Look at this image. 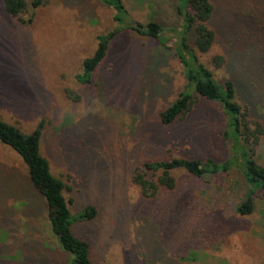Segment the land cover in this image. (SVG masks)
Returning a JSON list of instances; mask_svg holds the SVG:
<instances>
[{
	"label": "rangeland",
	"instance_id": "obj_1",
	"mask_svg": "<svg viewBox=\"0 0 264 264\" xmlns=\"http://www.w3.org/2000/svg\"><path fill=\"white\" fill-rule=\"evenodd\" d=\"M174 1L123 0L136 22L146 23L157 13L165 38L173 37L170 30L179 24ZM209 1L215 42L199 55L200 62L217 81L233 80L246 119L264 130V0ZM21 18L23 23L10 18L0 0V119L25 133L44 122L40 151L64 182L72 214L88 205L97 210L93 220L73 225L75 235L89 243L91 259L99 264H163L162 258L169 264H264V193L255 195L251 214L236 213L247 192L238 170L210 179L174 171L175 188L151 198L132 183L133 168L146 160L223 161L229 155L216 103L200 99L184 120L169 127L160 123L159 113L186 84L173 52L124 30L111 41L92 84L82 85L76 79L82 61L92 55L97 36L113 29V11L99 0H44ZM216 55L225 60L218 69L212 64ZM63 123L72 126L71 141L62 136ZM76 136L86 140L65 150L80 158L66 163L74 169L69 172L59 152L61 143L75 144ZM174 136L179 140L163 144ZM89 145L97 152L95 161ZM254 156L264 168V134ZM155 250L162 257L153 256ZM186 252L193 261L179 260ZM67 259L50 233L45 205L26 168L0 144V264Z\"/></svg>",
	"mask_w": 264,
	"mask_h": 264
},
{
	"label": "trees",
	"instance_id": "obj_2",
	"mask_svg": "<svg viewBox=\"0 0 264 264\" xmlns=\"http://www.w3.org/2000/svg\"><path fill=\"white\" fill-rule=\"evenodd\" d=\"M44 0H32L28 4L25 0H2L4 12L12 19L23 23L21 16L30 6L35 9L42 5ZM101 4L113 11L114 27L107 33L97 36V44L92 55L82 61L81 73L76 76L82 85L92 84L93 74L105 59L111 41L122 31L129 30L142 37L154 39L164 48L170 49L176 56L183 71L186 82L183 91L162 112L159 121L163 126H171L184 120L190 114L198 100L216 103L222 110L224 130L222 137L228 144L229 155L223 161L211 157L188 158L171 157L169 159H152L142 162L133 168L131 180L141 194L151 198L161 190L175 188V179L171 175L174 171H183L186 175L196 179H210L217 175L228 174L238 170L247 186L245 199L235 207L240 215H249L254 210V197L258 192L264 193V168L254 156L255 147L259 138L264 134L260 123L252 125L247 120V108H242L237 102V90L232 79L217 81L213 72L200 62L199 55L207 54L215 42V33L209 28L208 21L213 12L209 0H175L174 10L179 19L177 27L170 30L173 37L165 38L164 28L158 21V14L152 15V20L146 23L134 21L123 0H99ZM166 46V47H165ZM224 57L216 55L212 58L215 68L223 67ZM44 122H39L30 133L22 132L19 128L0 119V144L11 151L15 159L26 168L28 180L32 187L40 194L46 209L50 233L56 238L59 248L67 254V262L63 264H99L90 256L89 243L75 235L73 225L93 220L97 215L94 206L88 205L77 214H72L64 196L65 184L55 177L50 168V162L40 151L43 140ZM62 136L69 138L75 134L72 126L61 125ZM178 137L166 138L163 144ZM86 139L74 137L73 143L63 144L61 152L63 168L69 172L67 162L78 161L72 153V147H80ZM88 142V141H87ZM89 156L95 161L96 151L89 145ZM58 154V155H59ZM82 152L80 153V156ZM78 159V160H76ZM88 161L86 165H91ZM66 171V172H67ZM69 174V173H68ZM71 174L66 179L69 180ZM154 253V252H153ZM153 256L162 257L160 250H155ZM168 260V259H167ZM162 258L163 264L170 262ZM180 261H193L192 253L186 252L179 257Z\"/></svg>",
	"mask_w": 264,
	"mask_h": 264
}]
</instances>
